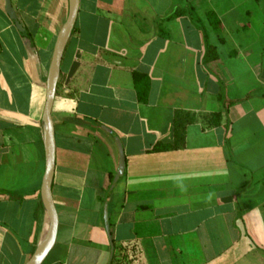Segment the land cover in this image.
Listing matches in <instances>:
<instances>
[{
    "label": "crops",
    "instance_id": "crops-1",
    "mask_svg": "<svg viewBox=\"0 0 264 264\" xmlns=\"http://www.w3.org/2000/svg\"><path fill=\"white\" fill-rule=\"evenodd\" d=\"M11 4L29 39L0 0V264H25L47 225L42 115L69 0ZM177 8L205 29L167 19ZM177 116L189 122L175 144ZM51 118L58 232L43 264H108L106 201L111 264H264V0H80ZM114 136L126 164L109 195Z\"/></svg>",
    "mask_w": 264,
    "mask_h": 264
},
{
    "label": "water",
    "instance_id": "water-1",
    "mask_svg": "<svg viewBox=\"0 0 264 264\" xmlns=\"http://www.w3.org/2000/svg\"><path fill=\"white\" fill-rule=\"evenodd\" d=\"M79 3L80 0H69L67 18L56 37L48 67L46 77V96L42 115V122L44 124L45 172L40 188V198L46 213L47 225L43 240L37 246L31 257L25 262V264H43L56 242V236L58 232V214L52 197V179L55 168V134L51 118V111L60 77L62 57L75 26L79 10ZM4 8L7 16L9 17L17 32L21 36L29 39L28 33L17 18V15L11 4V0H4ZM100 128L112 136L111 130L103 126ZM113 140L118 152V167L116 175L109 189V195H111L116 185L123 180L126 164L120 139L114 136ZM103 222L110 246L108 264H111L114 253V245L109 230V203L107 201L103 206Z\"/></svg>",
    "mask_w": 264,
    "mask_h": 264
},
{
    "label": "trees",
    "instance_id": "trees-1",
    "mask_svg": "<svg viewBox=\"0 0 264 264\" xmlns=\"http://www.w3.org/2000/svg\"><path fill=\"white\" fill-rule=\"evenodd\" d=\"M184 14L189 15L191 19L194 20L195 24H197L199 28L203 30L200 24L201 21L196 17V15L194 14V11L191 10L190 8H187V9L177 8L170 16L167 17V19L176 18ZM208 19L210 20L212 24H214V26L217 27L219 25V22L217 18L215 17V15L209 14ZM203 34H204L203 36H204V44H205V54L203 58V63L206 68L210 69V68H213V66H215V64L218 61V57L216 55L215 49L207 42L206 33L204 32ZM133 80H134V85H135V89H136L139 102L145 103L147 100L148 91H149V79L145 75L134 72ZM213 117L218 118L219 115H215ZM188 122L189 120L187 118L184 119L182 116H177L175 118L174 128H173L175 144L183 140L185 125ZM175 144L163 145L161 143H158L156 146H154V148L152 149V152H161V151H165L168 149H172L174 148V146H176Z\"/></svg>",
    "mask_w": 264,
    "mask_h": 264
},
{
    "label": "rangeland",
    "instance_id": "rangeland-1",
    "mask_svg": "<svg viewBox=\"0 0 264 264\" xmlns=\"http://www.w3.org/2000/svg\"><path fill=\"white\" fill-rule=\"evenodd\" d=\"M200 21H201V20H200ZM200 24H201L202 28L205 29V24L202 23V22H201Z\"/></svg>",
    "mask_w": 264,
    "mask_h": 264
}]
</instances>
